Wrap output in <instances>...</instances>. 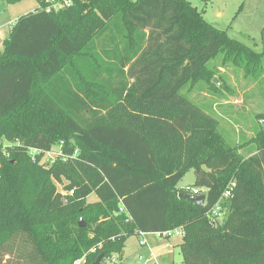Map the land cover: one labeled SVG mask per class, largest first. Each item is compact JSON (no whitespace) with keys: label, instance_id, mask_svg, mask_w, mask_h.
Segmentation results:
<instances>
[{"label":"trees","instance_id":"obj_1","mask_svg":"<svg viewBox=\"0 0 264 264\" xmlns=\"http://www.w3.org/2000/svg\"><path fill=\"white\" fill-rule=\"evenodd\" d=\"M38 1L0 51V140L14 143H0V251L18 240L40 264H104L131 236L180 227L183 264H264V125L231 145L181 93L221 52L258 63L264 29L257 52L190 0ZM190 169L205 206L177 195Z\"/></svg>","mask_w":264,"mask_h":264},{"label":"rangeland","instance_id":"obj_2","mask_svg":"<svg viewBox=\"0 0 264 264\" xmlns=\"http://www.w3.org/2000/svg\"><path fill=\"white\" fill-rule=\"evenodd\" d=\"M190 1L203 11L204 18L210 24L226 30L231 38L255 51L262 52L264 0ZM46 2L47 7L52 5L51 0ZM55 2L56 6L61 5L60 8L72 4V0H55ZM39 6L38 0H21L16 3H5L0 0V49L8 27L12 26L20 16ZM229 57L234 56L229 55ZM223 59L224 53L221 52L209 63L207 79L194 80V83L185 86L181 93L219 120V136L231 145H238L252 139L260 131L262 124L264 125L260 120V115L264 114V56L258 63L251 61L250 64L246 56L236 57L233 61L230 58L225 61ZM0 143L4 147L14 145L7 139L0 140ZM60 150L61 145H54L53 152L44 157V162L48 158L57 157ZM194 183L195 171L190 169L179 182L178 188L194 187ZM58 188L62 190L59 185ZM97 199L95 193L88 198L89 202ZM153 236L148 235V238H154ZM144 248L139 244V236H131L125 243L122 255L115 253L104 264H148L145 258L144 260L140 258L141 255L148 254V250ZM7 251H10V254L5 250L0 251L1 264H40L35 258H29L28 253H32V245L29 242L18 245V240H14ZM114 257L118 258L117 263L112 262ZM175 258L176 264H182V252L178 247Z\"/></svg>","mask_w":264,"mask_h":264},{"label":"built area","instance_id":"obj_3","mask_svg":"<svg viewBox=\"0 0 264 264\" xmlns=\"http://www.w3.org/2000/svg\"><path fill=\"white\" fill-rule=\"evenodd\" d=\"M52 1V5L47 7V10H51V9H54V10H58L60 9L59 6L61 5H55V0H51ZM41 151L37 150V149H31L29 151V154L32 156L33 159H35L36 155L38 153H40ZM53 151H49V152H45L44 156L42 157V160L41 162L42 163H52L55 159V157H52V158H48L46 159V161L44 162V157L47 155V154H50L52 153ZM61 154V151L57 154L60 155ZM235 182H231L230 185L228 186L227 190L224 192L223 194V198H228L229 196H231V192L235 186ZM186 192L188 193H191L193 195H200L201 194V190L197 187H186ZM74 191H71L70 194H73ZM208 217L209 219L216 225H220L223 223V220H224V211H223V206H222V203L221 201H219L209 212H208ZM150 233H144V232H141L139 234V238H140V241H139V244L142 245V246H146L148 245V238L147 236L149 235ZM156 235H158L159 237H173L175 235H180V237H183V230L181 228H176V229H173V230H169V231H165L163 233H156ZM83 259H80V260H77L74 264H81L83 261ZM118 261V258L114 257L112 259V262H115L117 263ZM151 264H159L158 262L156 261H153Z\"/></svg>","mask_w":264,"mask_h":264},{"label":"crops","instance_id":"obj_4","mask_svg":"<svg viewBox=\"0 0 264 264\" xmlns=\"http://www.w3.org/2000/svg\"><path fill=\"white\" fill-rule=\"evenodd\" d=\"M11 27H12L11 25L8 27L7 35L5 36L4 40L8 37ZM3 41L1 43L0 51L3 49ZM199 189L201 191L203 190L201 188ZM91 202H94V200H92ZM149 235H154L153 236L154 238H148L147 236L148 245L146 246L141 245L142 247H145L144 249L148 250V254L141 255L140 258H142L143 260L145 258L148 264H151L153 261H156L159 264H176V261H175L176 248L178 247V249H181L180 245L182 243V237H180V235H175L171 237L170 239H165L164 237H159L158 235H156V233H150ZM139 241H140V238H139ZM181 262L183 264V256H182Z\"/></svg>","mask_w":264,"mask_h":264},{"label":"water","instance_id":"obj_5","mask_svg":"<svg viewBox=\"0 0 264 264\" xmlns=\"http://www.w3.org/2000/svg\"><path fill=\"white\" fill-rule=\"evenodd\" d=\"M177 195L180 197L186 198V199L190 200L191 202H194L195 204H197L199 206H205L206 205V201H207V192L206 191L202 192L200 195H193V194L188 193V192L180 191V192H177ZM85 225H86L85 222L81 219V221L79 222V226L85 227ZM102 258H103V254H101L93 264H101Z\"/></svg>","mask_w":264,"mask_h":264}]
</instances>
